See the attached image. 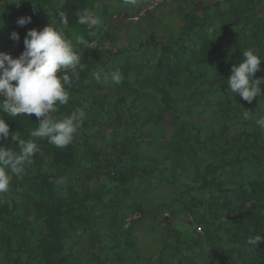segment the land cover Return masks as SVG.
<instances>
[{
  "label": "trees",
  "instance_id": "trees-1",
  "mask_svg": "<svg viewBox=\"0 0 264 264\" xmlns=\"http://www.w3.org/2000/svg\"><path fill=\"white\" fill-rule=\"evenodd\" d=\"M86 10L100 25L78 23ZM51 22L83 65L54 115L82 108L86 119L59 148L31 136L34 114L0 112L10 133L37 146L0 195V264H264V240L247 243L264 236V95L248 103L227 84L244 51L264 60V0H0V52L19 57L27 31ZM115 70L119 85L103 79ZM252 79L264 91V61ZM163 185L170 200H149ZM135 216L155 221L151 254L130 242Z\"/></svg>",
  "mask_w": 264,
  "mask_h": 264
},
{
  "label": "clouds",
  "instance_id": "clouds-1",
  "mask_svg": "<svg viewBox=\"0 0 264 264\" xmlns=\"http://www.w3.org/2000/svg\"><path fill=\"white\" fill-rule=\"evenodd\" d=\"M124 4L136 6L137 0H123ZM61 24L66 25L67 19L63 13L59 14ZM31 23V17H21L17 24L21 27ZM78 23L86 25L88 29L100 25V18L87 10L78 15ZM11 39L19 41L17 32L11 33ZM79 44H86L83 38ZM24 51L17 58L0 52V112L11 117L33 114L38 119V127L31 132L32 137L46 138L56 147L63 148L71 144L86 119L82 108L74 110L70 115L57 118L59 105L69 101L68 89L73 79L79 78L80 63L79 50L68 39L63 29L52 22L42 29H29L23 40ZM264 61L254 49L243 52V59L238 65H233L227 84L233 94L248 103H252L257 96L264 95L261 90L260 79L253 81L255 74L261 70ZM70 70V73L69 71ZM97 81L101 80V73L94 74ZM104 80H110L113 85L122 83L123 76L119 70L103 75ZM245 119L249 118L247 111L243 112ZM257 125L264 130V117L257 120ZM11 140L18 144L19 150L5 147L3 142ZM37 146L33 140L20 139L15 132L10 133V125L6 119L0 117V195L10 191L14 177L24 174L26 165L31 163ZM264 236L261 234L249 237L247 243L256 246Z\"/></svg>",
  "mask_w": 264,
  "mask_h": 264
},
{
  "label": "rangeland",
  "instance_id": "rangeland-1",
  "mask_svg": "<svg viewBox=\"0 0 264 264\" xmlns=\"http://www.w3.org/2000/svg\"><path fill=\"white\" fill-rule=\"evenodd\" d=\"M155 5V4H154ZM161 140V134L158 131L155 134V142L154 144H151L149 146V148H143L144 150H148L147 154L149 153H153V151H157L158 149V142ZM172 190L171 188H169L168 186H161L157 189H155L153 192L149 191L148 194V199L151 200V198L154 199H161V201H168L170 200L171 196H172ZM137 217H139V215H136ZM133 217L131 220H129L128 222H126L125 227L128 228H133L132 230V236L130 239V242L132 244L135 245V247L137 248V250L139 251V253H144V254H151L154 250V248H156L158 242H159V238L160 235H153L152 232L149 233L148 232V228H150L151 226L155 225V221L150 220V219H146V220H142L139 221L135 224H133L131 221H133L135 218L137 217ZM154 231V230H152ZM105 253L110 254V257L108 258V261L113 260L114 257L117 256L118 252H116L115 249H112L109 245L108 249L106 250ZM114 264H132V261H130L129 259H124L123 261H117L114 260L113 261Z\"/></svg>",
  "mask_w": 264,
  "mask_h": 264
}]
</instances>
